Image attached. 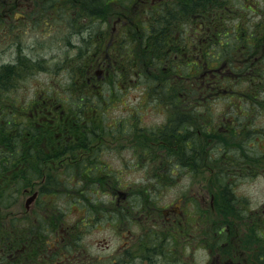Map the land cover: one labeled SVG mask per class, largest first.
I'll return each instance as SVG.
<instances>
[{"label":"trees","instance_id":"trees-1","mask_svg":"<svg viewBox=\"0 0 264 264\" xmlns=\"http://www.w3.org/2000/svg\"><path fill=\"white\" fill-rule=\"evenodd\" d=\"M131 1L125 5L130 6ZM246 1L158 0L152 9L141 12L136 29H131L129 34L126 31L124 41L120 39L111 47L118 63L113 65L107 81L89 82L93 66L90 62L78 64L74 79L67 84L69 94L65 96L60 95L63 87L56 80L43 90L36 89L27 99L11 95L9 88H14L15 79L23 78L25 73L14 66L2 65L0 209L9 208L20 188L29 189L32 179L42 178L43 188L55 189L62 175L56 168L63 164L55 159L66 153L70 162L65 167L71 168V172L65 169L64 180L74 178L83 186L84 181L97 179L99 175L107 176L106 185L113 172H101L97 162H77L75 147H68L63 141L79 138L81 127L93 133L103 130L102 122L91 123L94 110L100 109L103 115L105 104L117 100L123 89L130 87L127 82L130 79H136L140 97L134 105H129L133 99L125 102L126 117L131 113L139 116L156 107L164 116L155 128L147 129L140 124L136 129L133 126L137 124L130 121L122 128L131 140L147 142L145 156L155 157L149 162L159 164V157L165 156L149 153L152 150L149 141L154 142L153 149L161 146V142L153 140L163 139L168 143L173 139L179 146L190 141V151L179 153L187 158L192 154L198 157L203 138L220 133L237 142L239 131L245 140L254 130L257 139H263L264 17L259 23L253 21L254 9L245 8ZM92 58L89 55V60ZM80 61L81 58L76 62ZM131 66L135 75H129ZM96 85L101 87L98 91ZM250 116L253 120H246ZM241 118L244 119L237 120ZM118 129L115 126L114 130ZM61 146L67 148L60 151ZM183 148L186 147H179ZM160 162L162 170L171 165L172 174L185 166L181 160L177 168L174 164L177 160ZM188 163L201 164V161L196 158Z\"/></svg>","mask_w":264,"mask_h":264},{"label":"flooded vegetation","instance_id":"flooded-vegetation-1","mask_svg":"<svg viewBox=\"0 0 264 264\" xmlns=\"http://www.w3.org/2000/svg\"><path fill=\"white\" fill-rule=\"evenodd\" d=\"M124 1L123 4L121 0H0V19L10 27L38 19L47 21L51 18H61L65 15L76 22H83L79 31L81 37L85 35L95 39L91 53L93 58L89 60L90 66H93V74L88 77V81L102 83L107 81L106 77L113 70V65L118 63L111 47L120 39L124 41L126 31L129 34L131 29L139 26L137 18L141 12L152 9L158 2L135 0L133 3L132 0L128 6L125 4L129 0ZM89 19L93 21L89 22ZM117 25L118 29L115 31ZM83 54L84 51L80 52L81 57ZM6 64L18 69L25 68L27 71L30 68L18 61ZM99 111L100 109L94 110L91 123L102 122L104 129L93 133L91 130L86 132L81 127L79 138L76 136L72 140L77 162H99V148H110L123 142L137 147L138 150L131 152L130 156L120 158V162L140 164L155 160V157L145 156V140H131L129 135L122 131L123 125L128 121H135L134 118L129 119V116H138L137 114H128V117L120 118L114 124L105 120L104 114ZM246 120L253 118L250 116ZM91 123L89 128L93 126ZM136 124L138 127H133L139 129L140 124ZM115 126L119 129L114 130ZM238 135L237 142L226 133L203 138L198 157L192 154L187 158L179 153L190 151V141L183 142L181 146L175 140L168 143L160 141L161 146L155 149L152 146L154 142H148V147L152 148L149 153H164L165 156L159 157L160 161L177 160L174 162L175 168L178 167L180 159L185 166L188 161L196 158L200 159L201 164L205 161L219 164V188L223 192V206L227 211L235 212L236 218L229 225L217 216L212 240L208 227L210 209L200 203L194 204L192 196L176 197L170 207L164 208L156 215L146 212L144 205L140 209H130L132 217L136 218L132 221L138 224V231H132L126 217L121 215V219L113 220L114 206L111 203H135L139 200L138 197L146 196L142 199L144 203L153 204L155 201L149 194L155 193L157 189L134 193L128 188L123 192L114 187L112 178H108L104 192L111 196V203L107 201L105 208L97 210V202L87 198L84 189L65 188V193H61L57 188H43L42 178L32 179L31 185H35L34 181L37 180L40 187L32 191L23 189V192L28 194L24 204L25 211L15 215L17 219L0 221V255L4 258L0 264H133L135 260L149 258L151 254L161 250L162 240L170 241L171 251L177 250L182 254L186 250L191 260L194 259V253L203 248L206 257L202 261L203 264H211V254L215 255L217 264H259L264 260V205H260L263 211L260 214V207L252 203L245 194L232 196L229 191L235 193L231 186L234 180H250L254 183L260 177L263 180L259 181L264 183V174L259 175L257 172L259 169L264 171V138L258 140L254 130L249 136H245L248 138L245 140L241 139L242 131H239ZM92 137L94 140H91ZM66 148L61 146L60 151ZM228 153L234 154L226 158ZM55 160L70 162L67 153ZM90 192L95 194L94 190ZM60 195H74V199L69 200L67 206L77 207L76 218L67 223L62 220L63 207H55V199L50 198ZM38 212L42 214L41 219H37ZM102 223L110 230V237L92 241L86 239V235L98 230V224ZM259 227L263 229L261 232L258 231ZM150 234L153 239L146 241Z\"/></svg>","mask_w":264,"mask_h":264},{"label":"rangeland","instance_id":"rangeland-1","mask_svg":"<svg viewBox=\"0 0 264 264\" xmlns=\"http://www.w3.org/2000/svg\"><path fill=\"white\" fill-rule=\"evenodd\" d=\"M121 1L123 4L125 3L124 0ZM254 1H259L260 4L257 5L248 0L244 3V6L245 8L250 7L254 9L251 13L254 17L253 21H258L259 23L264 17V0ZM247 12L250 13L251 10ZM82 25L83 22H76V20L65 15L64 17L51 18L47 21L38 19L28 23L15 24L10 27L9 30L3 27L4 30L0 31V65L15 61L31 65L30 74L21 78V83L17 85L19 88H13L10 94H21V97L27 99L36 93V89L43 90L49 87L54 80L63 87L60 95L65 96L69 94L67 84L71 78L74 79L73 75L76 65L89 62V55H91L93 49L92 44L95 41L94 38L85 35L81 37L79 31ZM117 29L118 25L115 31ZM82 51H84V54L81 57L80 52ZM80 58L81 61L76 62L77 59ZM133 66H131L129 70V75H135V70L132 68ZM135 81L136 79H130V81H128L130 87L125 90L123 89V93L118 95L117 100H111L105 104V111L103 113V118L105 120L115 124L117 119L126 118L127 112L124 110L126 108L125 102L129 103V101L133 99L129 105H134L136 104L137 98L140 97V89L135 85ZM94 88L98 91L101 87L100 85H96ZM41 95L42 93H40L39 97ZM160 110L159 107H156L154 111H144L143 114L133 117L135 119L133 123L144 125L147 129L155 128L164 117L159 113ZM131 118L132 117H130V119ZM148 133L149 132H146L147 135ZM169 140L172 142L173 139ZM153 141L160 142L165 140L158 139ZM63 142L67 143L70 147L74 146L72 140L68 139ZM136 150H138L137 147H132L125 142L110 148H99L97 156H99L101 161L96 164L101 167V172H113V176L108 177L112 178L114 187L121 189L123 192L128 188H130L128 190L134 193H143L146 189H157L155 193H146L154 199L155 202L153 204L144 203L142 199L146 196L138 197L139 200L135 203H111V196L106 195L104 192L105 178L107 176H99L97 174V179L92 178L86 183L84 181L83 186L80 185L79 181L76 180L75 182L74 178L64 180L62 176L65 175V169H67L65 167L66 162H63V164L60 163L61 165L56 168L57 172L62 173V175L59 176L57 180L58 186L55 187L59 189L61 193L64 192L63 189L65 188H83L87 198L97 202V210L105 208L107 201L110 202L114 206L113 220L121 219V215L123 218L126 217L131 224L132 231H138V224L132 221L136 218L132 217L129 211L130 209H140L144 205L146 207V212L156 215L162 212L164 208L170 207L176 197H185V195L192 196L194 204L200 203L203 204L204 207H209L210 222L207 224L211 230V240L213 239L212 235H214V230L216 229L214 221L217 216L223 220V223L229 225L235 220V212L227 211L223 206V192L219 188L221 176L218 174V163L214 164L210 161H205L202 164L188 163L181 172L172 174L171 165L165 166L162 170L160 161L159 164H156L154 161H145L139 165L133 164L134 162H120V158L130 156V153ZM73 151L75 152V150ZM67 171L71 172V168H68ZM257 172L259 175L264 174L262 169H259ZM259 180L263 179L258 177L254 183L250 180H243L240 182L234 180L231 186L235 193H232L231 190L229 193L232 196L236 194H245L251 199L252 203L257 204L258 207H260L261 204L263 206L264 183ZM34 182L35 185L29 187L31 191L40 187V185H37V180ZM90 190H94L95 194H92ZM17 193L18 196L14 199L9 208L0 209L1 222L17 219L15 215L25 211L24 203L28 194L21 190ZM73 196L74 195L50 196L51 199H55L53 203L55 207H63L62 220L65 223L76 218L75 211L77 207L67 206L68 203H70L69 200L74 199ZM96 197H98L97 200L95 199ZM261 208L262 207L259 208L258 212L260 214L263 212ZM38 215L37 219H41V212H38ZM97 229L98 230H94L91 234L86 235V239L92 241L102 238L108 239L110 237V230L104 223L98 224ZM262 230L263 229L260 227L258 228L259 232ZM132 233L134 234L137 232ZM149 239H153L151 234L146 237V241ZM151 245L152 243H150V246ZM160 248L161 250L151 254L149 258L135 260L133 264H203L202 261L206 258L203 248L194 253L193 260L190 259L191 257L186 253V250L183 251L182 254L177 250L171 251L169 240H162L160 242ZM3 259V256L0 255V261ZM210 261L211 264H217V259L214 254H211ZM234 264H236V262H234ZM259 264H264V260H261Z\"/></svg>","mask_w":264,"mask_h":264}]
</instances>
